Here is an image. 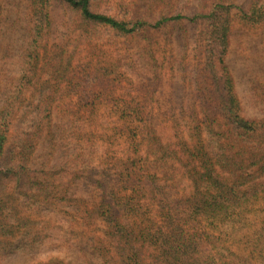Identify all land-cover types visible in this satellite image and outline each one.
Instances as JSON below:
<instances>
[{"label": "trees", "instance_id": "16d2710c", "mask_svg": "<svg viewBox=\"0 0 264 264\" xmlns=\"http://www.w3.org/2000/svg\"><path fill=\"white\" fill-rule=\"evenodd\" d=\"M53 1L76 12L73 28H101L115 39H130L183 22L200 28L198 68L187 90V106L183 90L175 104L171 100L165 107L156 103L161 80L156 72L153 90L142 87L131 103L103 110L112 120L109 123L99 121L103 116H98L101 109L94 102L73 109V114L95 121L97 126H91L102 129L98 137L92 133L102 151L87 166L96 200L86 211L88 219L101 226L96 251L102 264H233L236 252L223 244L217 231L228 222L249 223L242 221L247 214L244 204L264 198V117L244 116L225 57L231 13L236 12L244 24L258 25L264 22V2H253L243 10L232 0H214L208 10L197 9L186 16L163 12L171 0H143L149 17L117 18L93 11L94 0H32L30 66L0 121V173L5 178L25 172L28 148L38 139L27 133L14 151H8L13 118L34 85L38 49L51 28L49 3ZM74 32L73 38L84 37ZM93 47L87 51L84 68L88 76L97 77L92 83H98L113 65ZM49 97L45 94L36 106H30L36 120L52 114ZM95 143L89 152L96 150ZM8 154L13 156L10 163ZM43 264L63 263L50 260Z\"/></svg>", "mask_w": 264, "mask_h": 264}, {"label": "rangeland", "instance_id": "374dc122", "mask_svg": "<svg viewBox=\"0 0 264 264\" xmlns=\"http://www.w3.org/2000/svg\"><path fill=\"white\" fill-rule=\"evenodd\" d=\"M213 1L171 0L163 12L192 16L197 9L208 10ZM253 2L264 0H232L243 10ZM32 4V0H0V121L30 66ZM91 6L95 12L117 18L149 17L143 0H94ZM49 7L51 28L38 49L34 85L28 90L33 97L26 93L24 106L13 118L8 151H14L27 133L38 139L28 148L29 164L24 173L6 178L0 173V264H43L50 260L102 264L96 251L101 226L86 214L96 200L87 166L102 151L92 133L97 132L98 137L102 129L91 126H97L95 121L73 114V109L94 102L101 109L98 116H103L99 121L109 123L112 120L103 110L131 103L142 87L153 90L156 72L161 79L156 103L165 107L171 100L175 104L183 90L187 106V90L192 88L193 70L198 68L196 37L200 28L183 22L130 39H115L101 28H73L76 12L65 4L53 1ZM231 17L225 67L244 116L263 118L264 22L244 24L234 11ZM74 31L84 37L73 38ZM91 47L113 65L107 75L101 74L105 79L99 77L97 80H102L98 83H92L97 77L88 76L84 68ZM45 94H50L52 114L36 120L30 106L38 104ZM91 143L96 150L89 152ZM116 147L113 150L118 151ZM12 157L8 154L6 161L10 163ZM244 209L247 214L242 221L249 223L228 222L217 235L236 252L233 264H264V198L244 204Z\"/></svg>", "mask_w": 264, "mask_h": 264}]
</instances>
